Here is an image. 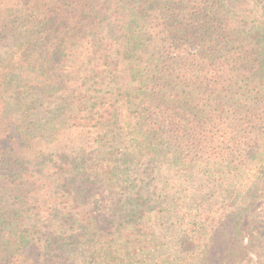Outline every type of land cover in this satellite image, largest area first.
<instances>
[{
  "label": "trees",
  "instance_id": "1",
  "mask_svg": "<svg viewBox=\"0 0 264 264\" xmlns=\"http://www.w3.org/2000/svg\"><path fill=\"white\" fill-rule=\"evenodd\" d=\"M264 0H0V264H264Z\"/></svg>",
  "mask_w": 264,
  "mask_h": 264
},
{
  "label": "rangeland",
  "instance_id": "2",
  "mask_svg": "<svg viewBox=\"0 0 264 264\" xmlns=\"http://www.w3.org/2000/svg\"><path fill=\"white\" fill-rule=\"evenodd\" d=\"M259 205H260V215L259 217L262 219L261 223L259 224L263 230V235H264V195L262 196L261 200L259 201ZM261 244H260V250L261 253L264 254V236L263 238L260 239Z\"/></svg>",
  "mask_w": 264,
  "mask_h": 264
}]
</instances>
